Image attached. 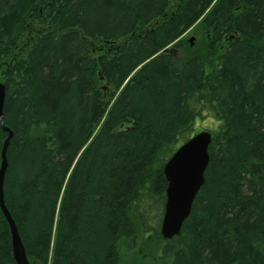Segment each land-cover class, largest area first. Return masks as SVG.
Instances as JSON below:
<instances>
[{
  "label": "trees",
  "instance_id": "1",
  "mask_svg": "<svg viewBox=\"0 0 264 264\" xmlns=\"http://www.w3.org/2000/svg\"><path fill=\"white\" fill-rule=\"evenodd\" d=\"M0 83L30 264H264V0H0ZM208 118L204 183L162 239L164 165Z\"/></svg>",
  "mask_w": 264,
  "mask_h": 264
},
{
  "label": "water",
  "instance_id": "2",
  "mask_svg": "<svg viewBox=\"0 0 264 264\" xmlns=\"http://www.w3.org/2000/svg\"><path fill=\"white\" fill-rule=\"evenodd\" d=\"M190 43L192 44V39H190ZM4 99L5 88L0 83V128L7 133L1 150L0 209L10 230L15 262L17 264H28L16 225L4 202L3 183L8 167L6 154L9 140L12 137V132L5 127L3 115ZM211 139L212 135L208 131L195 134L179 146L164 165L163 173L167 188L164 213L159 231L162 239L170 240L177 236L184 221L191 213L194 199L204 183V174L209 162L208 148Z\"/></svg>",
  "mask_w": 264,
  "mask_h": 264
},
{
  "label": "rangeland",
  "instance_id": "3",
  "mask_svg": "<svg viewBox=\"0 0 264 264\" xmlns=\"http://www.w3.org/2000/svg\"><path fill=\"white\" fill-rule=\"evenodd\" d=\"M183 37H185L187 39V41H189L190 39L195 38V36H194V34L192 32H187ZM176 56H179L178 51L176 52ZM212 122H213L212 118H208L207 120L206 119H203L202 121H199L196 124V127L198 129H201V130H210V129H213V126H214V124ZM198 129H196V131ZM127 260L128 259H126V261L124 262V264H126ZM130 264H133V263L131 262Z\"/></svg>",
  "mask_w": 264,
  "mask_h": 264
},
{
  "label": "bare ground",
  "instance_id": "4",
  "mask_svg": "<svg viewBox=\"0 0 264 264\" xmlns=\"http://www.w3.org/2000/svg\"><path fill=\"white\" fill-rule=\"evenodd\" d=\"M12 138V137H11ZM11 243H12V241H11ZM12 256H13V247H12ZM26 258H27V256H26ZM13 259H14V257H13ZM15 261V260H14ZM27 262H28V264H30L29 263V261H28V259H27ZM16 263V262H15ZM17 264V263H16Z\"/></svg>",
  "mask_w": 264,
  "mask_h": 264
}]
</instances>
